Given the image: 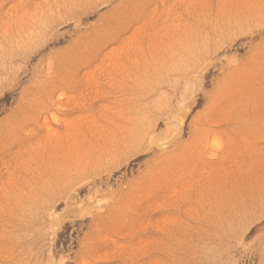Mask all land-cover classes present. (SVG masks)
<instances>
[{"label": "rangeland", "instance_id": "obj_1", "mask_svg": "<svg viewBox=\"0 0 264 264\" xmlns=\"http://www.w3.org/2000/svg\"><path fill=\"white\" fill-rule=\"evenodd\" d=\"M0 264H264V0H0Z\"/></svg>", "mask_w": 264, "mask_h": 264}]
</instances>
